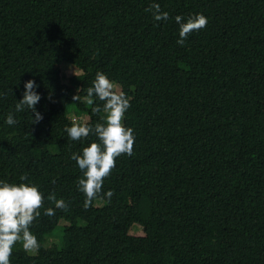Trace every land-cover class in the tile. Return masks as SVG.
Masks as SVG:
<instances>
[{
	"label": "trees",
	"instance_id": "obj_1",
	"mask_svg": "<svg viewBox=\"0 0 264 264\" xmlns=\"http://www.w3.org/2000/svg\"><path fill=\"white\" fill-rule=\"evenodd\" d=\"M55 2L0 0V179L23 175L44 194L30 225L37 238L68 221L61 246L42 241L36 255L13 249L10 264H264V0H156L167 21L146 11L151 0H75L49 10ZM197 12L207 24L177 45L172 17ZM64 62L79 69L69 83ZM97 71L130 97L122 122L135 141L104 178L101 196L111 189V198L84 208L82 172L69 157L96 137L71 141L64 129L71 105L85 122L101 121L103 102L84 99ZM28 79L42 119L31 122L25 109L6 125ZM134 224L146 234H130Z\"/></svg>",
	"mask_w": 264,
	"mask_h": 264
},
{
	"label": "clouds",
	"instance_id": "obj_2",
	"mask_svg": "<svg viewBox=\"0 0 264 264\" xmlns=\"http://www.w3.org/2000/svg\"><path fill=\"white\" fill-rule=\"evenodd\" d=\"M150 11L153 20L167 21L169 13L161 10L156 0H151ZM177 25V45H183L190 32L202 29L207 24L208 18L200 12L187 17L177 14L172 17ZM34 80L28 79L23 83L21 98L14 105L12 112L4 118L6 125L17 123L14 113L25 109L32 112L31 122L36 123L42 119V115L35 109L40 100ZM73 99H78L75 95ZM85 101L92 105L94 100L103 102L104 116L100 122L90 124L73 120L64 131L71 141H77L92 134L96 137L79 152H73L70 159L75 161L76 167L82 172V178L77 179L78 191L84 195L82 207L88 208L96 198L108 200L112 196V190H104L101 196L104 178L110 174L115 166V158L121 154L132 155L135 141L133 129L122 122L126 111L130 107V97L123 91L122 86L109 76L97 71L91 85L87 87ZM94 112L100 110L99 106H93ZM19 183H11L0 179V264H10L9 257L13 253L14 245L28 254H35L40 248V243L30 225L40 215L39 209L45 199L37 184L25 182L22 175ZM47 199L54 200L56 208H65L63 198H55L51 195ZM44 214L53 215V208H45Z\"/></svg>",
	"mask_w": 264,
	"mask_h": 264
},
{
	"label": "rangeland",
	"instance_id": "obj_3",
	"mask_svg": "<svg viewBox=\"0 0 264 264\" xmlns=\"http://www.w3.org/2000/svg\"><path fill=\"white\" fill-rule=\"evenodd\" d=\"M75 0H56V2L49 7V10L52 11H60L63 10L69 3L73 2ZM60 69H61V75H62V81L64 83H69V77L72 74H79V69H77L73 64L68 63V62H64L60 64ZM87 103V102H86ZM88 104V103H87ZM151 112L152 114L162 120L164 119V117L166 116V110L161 107V106H154L151 108ZM69 118L72 120H76L78 122H85L87 120L86 114L84 112L79 111L77 108H75V106L71 105L69 108V114H68ZM104 116V112H102V117ZM49 151L51 153H56L58 152L57 146H50L49 147ZM126 194V193H124ZM123 202L127 205V206H131L132 202L131 200H129V198H127L125 195H121ZM100 204L101 201L97 200ZM96 201V202H97ZM68 224V221L62 219L58 222V224L56 225V227L54 228L53 232H51V235H47L45 236V238L43 240L37 238L38 242L41 244V242L43 241V245L44 246H52L53 244H55L56 246H61L63 244V231H64V227ZM158 226V219H153L147 226V230L149 233L153 234L155 232V230L157 229ZM130 234L133 235H145L146 232L145 230L141 227L138 226L136 224L132 225V227L130 228ZM14 250L20 251L25 253L19 246V244L14 245ZM38 253V250L35 252V254H29V255H36ZM28 254V253H26Z\"/></svg>",
	"mask_w": 264,
	"mask_h": 264
}]
</instances>
